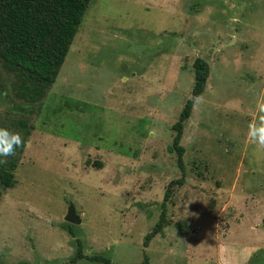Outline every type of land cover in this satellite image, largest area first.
I'll use <instances>...</instances> for the list:
<instances>
[{
    "label": "rangeland",
    "instance_id": "obj_1",
    "mask_svg": "<svg viewBox=\"0 0 264 264\" xmlns=\"http://www.w3.org/2000/svg\"><path fill=\"white\" fill-rule=\"evenodd\" d=\"M196 57L209 75L184 122V183L145 246L182 175L169 146ZM19 83L0 61V127L25 141L0 164L16 163L0 264H264V149L247 139L264 105V0H91L44 96Z\"/></svg>",
    "mask_w": 264,
    "mask_h": 264
},
{
    "label": "trees",
    "instance_id": "obj_2",
    "mask_svg": "<svg viewBox=\"0 0 264 264\" xmlns=\"http://www.w3.org/2000/svg\"><path fill=\"white\" fill-rule=\"evenodd\" d=\"M90 1L0 0V61L17 73L20 79L17 87L19 96L30 102L38 101L55 82ZM192 65L194 83L178 119L172 125L175 134L169 146L171 151L176 152L177 164L182 175L168 183L161 202V219L145 235L143 242L145 246L161 231L166 202L170 198L172 186L184 183V147L180 144L184 122L191 114L194 104L192 97L203 93L209 75V64L204 58L196 57ZM15 167V161L10 160L8 167L0 168V184L4 188L14 185ZM84 257L78 241L77 251L71 260L74 262ZM92 259L103 264H111L110 258L101 254L94 255Z\"/></svg>",
    "mask_w": 264,
    "mask_h": 264
},
{
    "label": "clouds",
    "instance_id": "obj_3",
    "mask_svg": "<svg viewBox=\"0 0 264 264\" xmlns=\"http://www.w3.org/2000/svg\"><path fill=\"white\" fill-rule=\"evenodd\" d=\"M193 103H202L203 97H192ZM261 115L257 120L248 125L247 139L250 143L264 149V105L260 107ZM19 132L11 131L8 128L0 127V164L7 163V157L13 156L16 150L24 145Z\"/></svg>",
    "mask_w": 264,
    "mask_h": 264
},
{
    "label": "water",
    "instance_id": "obj_4",
    "mask_svg": "<svg viewBox=\"0 0 264 264\" xmlns=\"http://www.w3.org/2000/svg\"><path fill=\"white\" fill-rule=\"evenodd\" d=\"M65 221L68 223H79L81 221L80 217L77 215L73 204H70L67 213L64 217Z\"/></svg>",
    "mask_w": 264,
    "mask_h": 264
}]
</instances>
